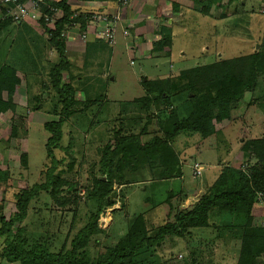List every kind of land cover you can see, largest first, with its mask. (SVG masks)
<instances>
[{"label": "trees", "instance_id": "1", "mask_svg": "<svg viewBox=\"0 0 264 264\" xmlns=\"http://www.w3.org/2000/svg\"><path fill=\"white\" fill-rule=\"evenodd\" d=\"M70 1L48 0L62 11L63 17L54 28L47 27L44 22L39 24L47 36L49 48L59 58L49 72V80L61 108L54 112L58 121L44 125L50 137L46 142V163L39 182L13 194L16 212L10 217L4 213L6 194L2 193L0 264H136V259L151 249L158 253L160 264H173L175 255L167 251L179 244L185 246L188 254V261L184 264H202L197 256L203 254L211 256L206 264H215L216 250L211 251L214 248L212 242L219 241L222 231L229 232L232 240L240 245L235 264H264V206L260 208L257 201L258 193H264V132L261 136L249 137L251 125L248 118L250 109L260 106L264 112V92L258 88L259 78L264 76V35L248 55L218 60L216 57L211 64L186 69L174 77L141 80L144 96L133 100L137 114L130 119L136 125L114 130L113 139L99 149V161L92 166V183L85 192V205L89 209L87 220L70 241L79 197L74 187L78 184L68 179V175H75L76 166L71 161L70 146L64 148L62 145L63 128L72 117L81 116L98 104L97 100L83 102L77 99L75 88L65 79L71 66L62 33L75 14L80 16L74 22L80 23L82 30L87 31L90 16L95 13H80L69 4ZM78 1L116 3V0ZM192 1L204 18L209 16L212 20L231 18L229 11L236 15L245 4V0ZM261 2L264 4V0ZM213 9L216 10L214 17L210 15ZM12 24L1 23L0 31ZM212 29L218 37V29ZM171 43L172 34L167 32L155 44V49H169ZM20 85L21 80L14 69L5 66L0 70V116L16 114L15 97ZM247 94L258 95L249 102L243 117L234 118L233 113L241 108ZM179 106L189 108L187 117L180 118ZM262 127L264 129V125ZM235 128L238 131L236 137L230 133ZM17 133L16 125L12 126L10 138L17 137ZM182 134L199 135L204 141L213 139V145L217 147L228 141L229 149L231 143L238 141L237 155L231 163L221 165L215 182L193 206L185 209L186 198L170 191L164 202L134 216L128 223L127 232L116 241L99 227L102 212L115 205L109 202L115 186L123 188L130 185L126 173L140 170L150 174L154 183L181 178L180 155L173 148V143ZM20 163L27 170V154L21 155ZM10 178L9 170H0V187L7 188ZM64 188L74 196L67 198ZM41 196L47 197L44 207L51 211V215L54 214V206L59 208V223L55 231H31L27 227L30 207ZM176 199L178 202L175 203ZM150 200L152 198H146L145 203ZM69 206L70 209L66 210ZM161 206L165 215L159 225L150 223V212ZM164 212L160 209L153 215ZM69 217L71 223L67 224L68 229L64 233L62 225ZM226 217L229 223H220ZM63 235L65 241L61 248L53 250L57 238Z\"/></svg>", "mask_w": 264, "mask_h": 264}, {"label": "rangeland", "instance_id": "2", "mask_svg": "<svg viewBox=\"0 0 264 264\" xmlns=\"http://www.w3.org/2000/svg\"><path fill=\"white\" fill-rule=\"evenodd\" d=\"M244 3V7L236 15L229 11L231 18L224 19L222 22L211 18L206 20L200 14L193 19H183L184 22L180 28L183 35L176 40V50L184 47L186 51L183 52H189L186 53L188 55L192 54L195 57L193 61L197 65L191 63L190 60L179 59L176 51V57L173 60L163 58L162 61L144 62L134 56L129 57L127 55L129 52L126 53L124 49H120L117 43L112 47L104 41L98 42L100 44L97 43L98 51L93 53L95 46L91 45L98 41L95 40L93 34H90L85 42H82L79 36L73 39L77 41L76 43L81 44L80 47L85 52L79 55L80 63L70 65L65 79L75 88L77 99L83 102L97 100L98 104L81 116L72 117L63 128L62 145L64 148L70 146L71 161L76 166L75 175H68V179L72 183L78 184L74 187L78 191L79 197L77 219L70 241L87 220L89 209L85 205V192L86 187L92 183L94 176V171L91 173L92 166L99 161V149L113 139L114 130L127 129L131 124L136 125L130 119L133 116L136 117L134 114H137L134 111L136 107H134L133 100L144 96L141 80L151 79L161 73H166L165 76L167 75L169 78L171 72L177 74L182 68L190 69L204 63V59L209 53V55H215L217 60L221 57L222 59H232L250 54L264 35V4L261 0H245ZM72 7L75 8L73 5ZM203 23L218 29L217 42L214 40L216 38L213 36L214 30L212 36L208 35V32L201 27ZM200 24L202 25L199 27ZM27 25L32 26L23 25L20 27L18 24H12L0 31V70L5 66L10 67L16 71L21 80L18 94L15 97V102L19 105L16 114L8 113L0 116V170H9L11 174L7 188L0 187V202L3 198L2 193L6 194L3 208L7 217L16 212L13 194L18 189L30 187L39 182L40 173L46 163V142L50 137L45 131L44 125L57 122L58 117L54 115V112H58L61 108L58 95L51 88L49 80V72L59 62V58L56 52L49 48L47 36L43 30L39 26L35 28L34 24ZM70 41L72 40L66 41L68 47L71 45ZM204 45L207 46L204 49L207 52L202 54L201 47ZM50 53L53 54L50 56ZM158 64L161 67L157 68ZM157 77L159 78V76ZM258 85L259 90L264 92V76L259 78ZM257 95L247 94L246 100L242 102L241 108L233 113V117H243L247 105L255 100ZM178 113L180 118H185L189 114V108L179 106ZM248 118L251 129H254H249L251 132L249 137L263 135L264 112L261 111L260 106L255 110L250 109ZM14 125L18 128L17 137L10 138V131ZM230 133H234V137H236L238 135L237 128ZM228 139L231 140L232 137L229 136ZM214 143L213 139L204 141L199 135L182 134L178 137L173 143V148L180 155L181 178L154 183L146 171L127 172L126 179L131 184L123 188L115 186L114 193L109 198V202L115 205L102 212L99 227L107 231L117 241L127 232L128 223L134 216L164 202L170 191L180 193L181 197L186 198L183 205L185 209L193 206L215 182L222 166L231 163L237 155L238 141L231 143L230 149L228 141L222 143L220 147L214 146ZM23 154L28 156L27 170L21 167L20 157ZM196 164L202 167L199 177L194 175ZM66 190L64 188L67 198L74 196L73 192L69 193ZM146 198H152V200L146 204ZM45 201H47V197L41 196L40 200L30 207L26 221L29 230L52 232L57 228L59 208L54 206L52 211L54 214L51 215V211L44 207ZM174 202L176 203L178 200L176 199ZM48 203L51 204V201ZM68 209L70 206L66 208V210ZM160 209L164 212L163 206ZM160 209L150 212L152 220L150 223L159 225L165 212L161 215L153 214ZM70 217L66 220L67 223L62 225L64 233L67 232L68 223H71ZM222 221L223 224L229 223L228 217L221 219L220 223ZM64 238V235L57 238L53 250L58 251L61 248L65 241ZM212 245L214 248L210 250H216L215 264H235L240 245L236 240H232L229 232H220L219 241L212 242ZM170 250L167 251L168 254L175 255L173 264H184L188 261L185 246L179 244ZM209 258L211 256L205 254L197 256V260L202 264H206ZM3 264L9 263L4 262ZM136 264H160V257L154 249H151L139 256L136 259Z\"/></svg>", "mask_w": 264, "mask_h": 264}, {"label": "crops", "instance_id": "3", "mask_svg": "<svg viewBox=\"0 0 264 264\" xmlns=\"http://www.w3.org/2000/svg\"><path fill=\"white\" fill-rule=\"evenodd\" d=\"M70 5L74 6L80 13H91V12H102V13H109L113 14L116 12L117 4L116 3H107V2H80L78 0H71ZM198 15H194V14ZM216 10L213 9L210 13L214 17ZM124 22L121 25L122 27L118 30V39H117V46L120 49H124L127 55L134 56L138 60L141 61H150V60H160L163 58L174 59L177 57L179 59L183 58V60H190L191 63L195 62V57L192 54H186L189 52H183L185 50L184 47H180L176 50V40L179 36L183 35V32L180 30L182 23L184 22V18H194L196 16L201 15L199 9H195V5L192 0H137L133 3L130 7L124 10ZM204 17V16H203ZM206 20H209L210 17H205ZM215 19V18H214ZM222 22V20H219ZM205 23L200 24L199 27H203L204 31L208 32V35H213V29L208 26H204ZM23 25L32 26L27 24L18 25L22 27ZM35 28L38 26L34 25ZM122 28H126L131 37L126 38L123 35ZM185 31V30H183ZM170 32L172 34V43L169 49L165 50H156L155 44L162 40L163 34ZM214 36L216 37L214 40L217 42L216 32H214ZM207 40V38H205ZM72 41L69 42L71 44L69 47L67 45V58L69 60L70 65L75 63H80L81 59H79V55L84 54L85 50H83L79 43H76V40L71 39ZM211 39L209 38V41ZM97 42L91 46H95V51L97 49ZM68 44V43H67ZM127 48V49H126ZM201 53H206L204 49L207 48L206 45L201 47ZM217 49V48H216ZM93 50V49H92ZM176 51V52H175ZM186 51V50H185ZM188 51V50H187ZM219 52V49L217 50ZM53 53H50V56ZM210 54V53H209ZM204 59V63H201L199 66L208 65L214 62L215 55H209ZM96 58H99L95 56ZM213 59V62H211ZM186 62V61H185ZM186 62V63H190ZM181 64V62H180ZM161 67V65H157V68ZM189 68H182L179 72L184 71ZM166 74V73H165ZM164 73H161L159 78H168L167 75L165 76ZM171 76H176L171 72ZM157 76L151 78L152 80L159 79ZM170 76V77H171ZM156 77V78H155ZM148 79V78H146ZM20 93V92H19ZM245 97L244 100H246ZM18 104V103H17ZM19 108V105H17ZM263 128V127H262ZM260 205V204H259ZM263 207L260 205V208Z\"/></svg>", "mask_w": 264, "mask_h": 264}, {"label": "built area", "instance_id": "4", "mask_svg": "<svg viewBox=\"0 0 264 264\" xmlns=\"http://www.w3.org/2000/svg\"><path fill=\"white\" fill-rule=\"evenodd\" d=\"M48 0H0V24L11 22L13 24H34L39 26L44 22L47 27L54 28V25L63 17L60 9L55 8ZM57 2V0H52ZM137 0H116L117 9L113 14L94 13L90 16V23L87 31H83L81 24L74 22L80 15L75 14L70 19V25L62 33V38L66 41L80 37L82 42L87 41L90 34L95 40L104 41L109 46L114 47L117 43L118 30L124 22V10L130 7ZM70 4V3H69ZM45 10V11H44ZM126 38L131 37L126 28H122ZM132 64V63H131ZM194 173L201 175L202 167L194 166ZM257 201L264 206V193H258Z\"/></svg>", "mask_w": 264, "mask_h": 264}]
</instances>
